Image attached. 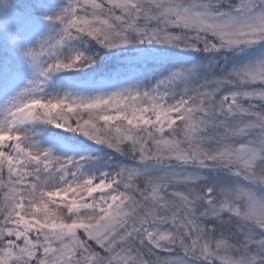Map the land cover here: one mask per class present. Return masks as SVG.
<instances>
[{
	"label": "snow or ice",
	"instance_id": "6c2138e0",
	"mask_svg": "<svg viewBox=\"0 0 264 264\" xmlns=\"http://www.w3.org/2000/svg\"><path fill=\"white\" fill-rule=\"evenodd\" d=\"M0 264H264V0H0Z\"/></svg>",
	"mask_w": 264,
	"mask_h": 264
}]
</instances>
